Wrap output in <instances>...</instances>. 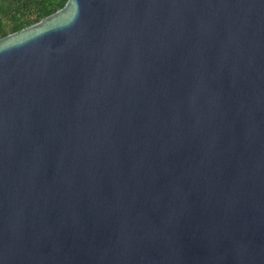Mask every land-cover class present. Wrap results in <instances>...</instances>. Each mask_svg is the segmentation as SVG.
<instances>
[{"label": "water", "instance_id": "95a60500", "mask_svg": "<svg viewBox=\"0 0 264 264\" xmlns=\"http://www.w3.org/2000/svg\"><path fill=\"white\" fill-rule=\"evenodd\" d=\"M0 264H264V0H68L1 37Z\"/></svg>", "mask_w": 264, "mask_h": 264}, {"label": "trees", "instance_id": "16d2710c", "mask_svg": "<svg viewBox=\"0 0 264 264\" xmlns=\"http://www.w3.org/2000/svg\"><path fill=\"white\" fill-rule=\"evenodd\" d=\"M68 0H0V38L30 26L62 8Z\"/></svg>", "mask_w": 264, "mask_h": 264}]
</instances>
